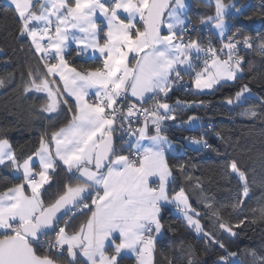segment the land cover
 Returning <instances> with one entry per match:
<instances>
[{
    "label": "snow or ice",
    "instance_id": "obj_1",
    "mask_svg": "<svg viewBox=\"0 0 264 264\" xmlns=\"http://www.w3.org/2000/svg\"><path fill=\"white\" fill-rule=\"evenodd\" d=\"M10 7L19 18V34L30 38L35 52L41 54L39 59L45 61L43 75L37 72L33 76L29 71L32 78L24 91L46 93L42 111L47 113H57L61 105L68 106L65 96L75 99L74 108L68 107L72 116L67 125L45 131L38 148L22 163L7 135L0 138V165L8 162L22 175L19 183L0 192V264H57L56 256L65 251L73 264L78 254L86 258L85 264H119L117 257L124 250L136 254L137 264H153L156 239L163 228L162 203L175 204L189 227L203 234L209 243L225 248L213 233L204 231L198 218L201 214L192 207L183 188L169 195L172 169L165 154L169 141L161 135V125L165 120H175V114L168 115L175 109L159 102L152 109L129 103L126 111L117 105L127 100L129 93L140 101L147 93H163L166 97L172 81L182 78V71L194 72L198 90L213 89L222 80H234L242 72L243 58L236 54L238 45L251 49L253 38L245 35L237 39L238 31L228 36V42L219 50L201 48L194 40L185 43L183 37L188 29L184 27L185 19H181L185 0H10ZM225 7L221 0H215V16L200 21L204 24L214 20L222 37ZM97 12L106 21L103 37V29L96 22ZM121 12L127 14L126 20L121 19ZM69 27L78 29L84 37L70 36ZM165 28L166 35L162 34ZM69 39L78 43L86 40V47L98 49L103 58L101 66L85 71L69 67L64 58ZM258 47L264 53V41ZM225 49L227 58H222ZM193 50L197 59L200 53L208 57L199 71H194L189 55ZM48 57L58 63L47 62ZM3 84L0 80V86ZM92 89L95 99L89 102ZM248 91L244 85L236 93V100ZM140 114L143 126L131 128L133 120L139 123ZM242 115L256 117L257 112L247 109ZM194 119L189 117V121ZM117 120L127 121L129 135L135 137L134 145L129 142V155L117 154L113 143ZM120 127L123 130V123ZM152 129L155 135H149ZM193 142L209 147L203 137ZM34 157L38 158L39 171L33 167ZM58 162L67 166V172L79 182L64 185L54 202L45 204L42 189ZM179 167L184 170L183 165ZM230 168L243 182V195L247 197L245 172L235 161ZM151 178L158 181L155 186ZM243 203L240 200L232 207L239 208ZM205 207L213 206L209 203ZM89 212L91 215L78 230L71 234L66 230L77 214ZM259 213L264 218V208ZM69 214V219L63 220L65 226L60 227L61 220ZM212 215L221 231L236 235L229 224L222 222L218 210ZM108 247L113 254L107 253ZM251 254L255 256L254 251ZM259 259L264 264V257ZM219 260L227 264L228 258L221 256Z\"/></svg>",
    "mask_w": 264,
    "mask_h": 264
},
{
    "label": "trees",
    "instance_id": "obj_2",
    "mask_svg": "<svg viewBox=\"0 0 264 264\" xmlns=\"http://www.w3.org/2000/svg\"><path fill=\"white\" fill-rule=\"evenodd\" d=\"M248 5L244 12L226 15L230 21L227 33L237 29L241 37L253 38V47L240 52L242 72L236 79L221 82L210 91L184 95L176 92L170 98L172 103L175 97L192 101L191 106L176 111L175 120L183 121L190 115H197L203 123L210 122L212 129L206 133L199 127L195 130L171 127L161 131L174 142L166 155L172 169L169 193L183 188L192 207L201 214L198 218L204 231L213 233L225 248L209 243L171 206H164L160 214L163 228L156 239L154 264H189L190 259L193 264H216L221 256L232 257L230 253H236L234 264H261L259 258L264 257V218L259 213V209L264 208V53L258 47L264 41V0H252ZM214 11V5L201 0H190L187 6L188 18L195 23H200L203 17ZM19 25V18L10 4L0 0V80L4 81L0 86V138L7 135L17 160L22 163L38 148L45 131H54L70 121L72 112L68 107L74 108V100L65 96L68 106L61 105L57 113H47L42 111L47 103L46 93L24 91L32 78L29 71L33 76L37 72L43 75L45 61L39 59L31 40L19 34ZM196 36L200 44L217 45L223 40L215 37L210 29L198 32ZM65 57L72 67L83 71L100 67L102 63L99 57L77 55L75 48ZM56 82L61 85L58 79ZM244 85L250 91L244 92L237 101L236 93ZM229 100L233 103L229 104ZM247 109L255 110L257 116L242 115ZM188 136L203 137L209 147L189 146ZM232 161L246 174L249 193L245 198L241 181L231 172ZM180 165L184 166L183 171ZM49 177L48 184L42 189L45 204L54 202L64 185L79 182L60 162L55 170L50 171ZM20 179L22 175L10 163L0 165V192L19 183ZM240 200H244L243 205L233 208ZM209 203L212 209L205 207ZM215 210L236 235L219 229L212 215ZM90 214H77L66 230L70 234L78 230ZM56 260L60 264H73L66 252L57 255ZM74 264L85 262L75 258Z\"/></svg>",
    "mask_w": 264,
    "mask_h": 264
},
{
    "label": "built area",
    "instance_id": "obj_3",
    "mask_svg": "<svg viewBox=\"0 0 264 264\" xmlns=\"http://www.w3.org/2000/svg\"><path fill=\"white\" fill-rule=\"evenodd\" d=\"M251 1L252 0H243L239 3L237 2L236 8L233 11V13L244 12L246 10V7L249 6L248 4H250ZM184 27L188 29V31L184 34V37H183L184 42L188 43L190 40H194L199 44V46L201 48H205V49H207L209 47L215 48L217 50L221 49L223 47V44L228 42L227 37L232 36L234 33L238 32V30L236 29L231 33H226L225 36L222 38L223 40L219 44L210 45L208 43L200 44V40L196 36V33H198V32H208L209 31L208 25L202 24V23L191 22ZM53 30H54V26H53ZM239 33H240V31H239ZM178 36H179V33H178ZM237 39H242L241 35L238 36ZM44 43H47V40H45ZM242 50H247V48L243 44L238 45L236 54L239 55L240 57H241L240 52ZM193 52L194 53L191 52V59H192V63L194 66V71H198L199 69H201L203 67V61L205 59H207L208 57L205 56L204 53H200L199 59H197L196 58L197 53H195V51H193ZM226 53H227V50L225 49V54L222 56V58H227ZM46 59H47V61L52 60L50 57H48ZM181 77H182L181 79H174L172 81V86H171L166 97L163 93L159 94V96L152 93V94L148 95L147 99L144 102L134 103V102L129 101L127 99V100H122L117 106L118 107H124V109L126 111V105L129 103L136 104L137 108H147V109L155 108L157 102L167 103L173 109H175L174 113L168 114L171 116V115L175 114L176 111L180 110L181 108L185 109L187 106H191V103H192V101H190V100L181 99L178 97H175V100L173 103L170 100L172 94L176 93V92L181 93L183 95L193 93L194 72L185 73L182 71ZM94 99H95V96H93V95L88 97L89 102H92ZM178 102H179V106H178ZM160 114L161 115L164 114L163 110L161 111ZM143 121H144L143 115L140 114L139 123H137L135 120H133V122L131 124V128H133V129L137 128L138 125L141 124ZM121 123H123V130L120 127ZM171 127L184 128V129H190V130H195L199 127L202 129L203 133H206L208 130H211L213 126L210 122L203 123L202 120L200 119V117L198 116V119L196 120L195 123H188L187 119H185L183 121L169 119V120H165L161 125L162 130L164 128H171ZM115 129L116 130L112 134H113V141H114V145H115L116 150H117V154L125 153L126 155H129V142L132 144V140L134 139V137H131L129 135V124H128V122L127 121L122 122L120 120H117L116 125H115ZM194 139L195 138L193 136H188L187 137V144L189 146L193 147L194 146V142H193ZM156 183L157 182H155V184ZM155 184H154V186H155ZM93 194H95V190H93ZM70 216H71V214H69V216L64 217L63 219H69ZM59 226L64 227L65 225H64V223H61Z\"/></svg>",
    "mask_w": 264,
    "mask_h": 264
},
{
    "label": "crops",
    "instance_id": "obj_4",
    "mask_svg": "<svg viewBox=\"0 0 264 264\" xmlns=\"http://www.w3.org/2000/svg\"><path fill=\"white\" fill-rule=\"evenodd\" d=\"M4 2H7V3H9L10 4V0H3ZM201 1H204L205 3H207V4H211V5H214V7H215V0H201ZM237 1L238 0H225V1H223V0H221V2L226 6L225 7V12H224V21H225V32H224V36H225V34L227 33V31H228V26H229V24H230V21L228 20V18L226 17V15H228L229 13H231V12H233L234 10H235V8H236V4H237ZM189 2H190V0H185V8H184V10H183V12H182V15H181V19H185V25L184 26H186L187 24H189L190 22H191V20L188 18V15H187V6H188V4H189ZM215 11H216V9H215ZM215 11L213 12V14H211V15H206L205 17H208V16H215ZM205 17H203V18H205ZM126 18H127V14L126 13H122L121 12V19H125L126 20ZM96 22H97V24L98 25H100V27L103 29V31L100 33V37H103V32H106L107 31V28H106V21H104L103 20V17L102 16H100V14H99V12H97V20H96ZM166 23H167V20H166ZM204 24H206V25H208V29H210V31L213 33V35L215 36V37H217L218 39H221V38H223L222 36H221V34H220V31H219V29H216L215 27H214V24H215V21L213 20L212 22H210V23H204ZM137 26L139 27L140 25L139 24H137ZM68 31H69V34H70V36H71V34H75V36L77 37V38H82V37H84V35L85 34H83V33H81L78 29H72V28H68ZM52 35H54L55 33H54V30H53V32L51 33ZM162 34H167V31H166V28H165V31L162 33ZM30 39V38H29ZM86 43H87V41L86 40H84L83 42H80V43H78L76 40H72V39H69V41H68V47L66 48V50H65V56H66V54L71 50V49H76V51H77V55H81V56H86V57H88V58H96V57H99V58H101V59H103L101 56H100V53H99V51H98V49H96V50H94L93 48H91V47H86L85 45H86ZM100 43H103V39H101L100 38ZM33 47H34V45H33ZM194 51V50H193ZM192 51V53H194ZM38 55L40 56L41 54L40 53H38ZM190 55V54H189ZM190 57H191V55H190ZM65 58V60H67V58L66 57H64ZM68 61V60H67ZM47 62H49V63H58V60H55V59H52L51 61H47ZM102 64V63H101ZM68 65H69V67H72L69 63H68ZM181 67H183V66H181ZM74 68H76V67H74ZM77 69V71H83V70H80V69H78V68H76ZM90 70V69H89ZM200 70V69H199ZM198 70V71H199ZM56 79H58L59 80V77L58 76H56L55 77ZM60 81V80H59ZM225 81H227V80H222L221 82H225ZM220 82V83H221ZM60 83H61V85H62V81H60ZM193 84H194V80H193ZM216 87V85L214 86V88ZM210 90H212V89H203V90H198V89H196L195 88V84L193 85V92L195 93V92H197V93H202V92H206V91H210ZM94 92H95V90L94 89H92V90H90V94H89V96H91V95H93L94 96ZM150 94H152V93H147V94H145V99L143 100V101H140L139 100V98H134V97H131L130 96V93H129V98H128V100L129 101H132V102H134V103H141V102H144L146 99H147V97H148V95H150ZM88 96V97H89ZM87 97V98H88ZM71 99L72 100H74L75 98L74 97H71ZM190 117H195V119L194 120H192V121H189V117L187 118V121H188V123H195L196 122V120L198 119V116H195V115H190ZM143 123H144V121L141 123V124H139L138 125V127H141V126H143ZM67 125V124H66ZM65 125V126H66ZM137 127V128H138ZM149 135H155V130L154 129H152L150 132H149ZM161 135H163V136H166L167 137V139H168V141H169V146L167 147V149H166V155H167V153L168 152H170L171 151V148H172V146H173V144H174V142L172 141V139H170L169 138V136L167 135V134H163L162 132H161ZM200 139V138H199ZM198 138H195V140H199ZM144 143L147 145V143H148V141L147 140H145L144 141ZM135 144V137H134V139L132 140V145H134ZM200 145H202V144H196V143H194V148H196L197 146H200ZM32 155V154H31ZM119 155H126L125 153H122V154H119ZM61 164H62V162H60ZM63 165V164H62ZM65 166V165H64ZM33 167L35 168V170L36 171H39V161H38V158H35L34 157V163H33ZM66 168H67V166H65ZM51 171V170H50ZM50 171H49V173H50ZM49 173H48V175H49ZM18 174H20L21 175V173H18ZM50 178V177H49ZM151 183H153V185L155 184V182H158L157 180H156V178H151V181H150ZM170 184V183H169ZM15 185V184H14ZM181 188H177V190L176 191H179ZM6 190V189H5ZM168 190H169V188H168ZM175 192V191H174ZM173 192V193H174ZM26 193L27 194H30V190H28V189H26ZM173 193H169V195L171 196ZM190 202V201H189ZM164 206H171L172 208H173V210L175 211V213L178 215H181L182 216V218H183V214L176 208V205L175 204H170V203H168V204H163L162 203V205H161V211H162V207H164ZM161 214V213H160ZM91 215V214H90ZM184 219V218H183ZM185 220V219H184ZM86 223V222H85ZM84 224V223H83ZM2 231V230H1ZM118 235V234H117ZM155 235V234H154ZM160 235V234H159ZM158 235V236H159ZM158 236H157V239H158ZM117 242H119L118 240H117ZM66 252V251H65ZM107 253L109 254V255H111V254H113V251H112V248H110V247H108L107 248ZM153 256H154V253H153ZM70 258V260L72 261V258L71 257H69ZM76 258H80L82 261H86V258H84L82 255H77V257ZM117 259H118V262H119V264H137V259H136V254L135 253H133V252H131V251H129V250H124V251H122V253H121V256L120 257H117ZM153 264H154V259H153Z\"/></svg>",
    "mask_w": 264,
    "mask_h": 264
},
{
    "label": "rangeland",
    "instance_id": "obj_5",
    "mask_svg": "<svg viewBox=\"0 0 264 264\" xmlns=\"http://www.w3.org/2000/svg\"><path fill=\"white\" fill-rule=\"evenodd\" d=\"M191 23V22H190ZM224 23H225V21H224ZM188 25V24H187ZM220 31V30H219ZM224 32H225V30H224ZM222 39V38H221ZM190 55H191V53H189ZM236 177H237V175L235 174V173H233ZM238 178V177H237ZM241 184H242V186H243V182H241ZM243 198H245V196L243 195ZM198 235H200L199 233H197ZM228 262H229V264H234L236 261H237V258L236 257H230V258H228V260H227ZM215 263L216 264H223V262H220V260H219V258L215 261Z\"/></svg>",
    "mask_w": 264,
    "mask_h": 264
},
{
    "label": "water",
    "instance_id": "obj_6",
    "mask_svg": "<svg viewBox=\"0 0 264 264\" xmlns=\"http://www.w3.org/2000/svg\"><path fill=\"white\" fill-rule=\"evenodd\" d=\"M112 136H113V134H112ZM113 143H114V141H113ZM57 264H60V263H57Z\"/></svg>",
    "mask_w": 264,
    "mask_h": 264
}]
</instances>
